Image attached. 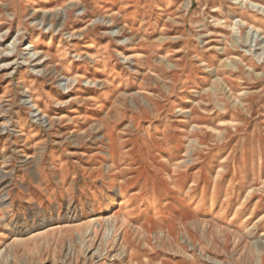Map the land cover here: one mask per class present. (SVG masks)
<instances>
[{"label":"rangeland","instance_id":"obj_1","mask_svg":"<svg viewBox=\"0 0 264 264\" xmlns=\"http://www.w3.org/2000/svg\"><path fill=\"white\" fill-rule=\"evenodd\" d=\"M0 264H264V0H0Z\"/></svg>","mask_w":264,"mask_h":264}]
</instances>
